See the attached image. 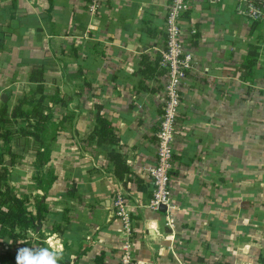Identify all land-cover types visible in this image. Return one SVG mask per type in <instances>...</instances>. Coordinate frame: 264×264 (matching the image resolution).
<instances>
[{"label":"crops","instance_id":"1","mask_svg":"<svg viewBox=\"0 0 264 264\" xmlns=\"http://www.w3.org/2000/svg\"><path fill=\"white\" fill-rule=\"evenodd\" d=\"M90 4L0 0V109L19 107L43 68L51 116L44 148L22 135L26 120L8 141L0 127L9 185L33 215L47 210L27 232L30 246L0 239V258L28 248L39 259L56 248L68 264H117L121 197L133 264H264V20L247 19L239 0L192 1L185 25L198 31L195 66L181 88L170 214L151 208L146 172L157 161L167 75L139 87L142 61L155 63L165 49L168 0H101L94 13ZM99 107L120 147L91 140ZM113 148L130 167L127 183L114 174ZM137 179L151 186L140 190Z\"/></svg>","mask_w":264,"mask_h":264},{"label":"built area","instance_id":"2","mask_svg":"<svg viewBox=\"0 0 264 264\" xmlns=\"http://www.w3.org/2000/svg\"><path fill=\"white\" fill-rule=\"evenodd\" d=\"M91 12H95L101 0H90ZM193 0H168L165 19V49L162 52V66L167 69V81L162 95L163 114L157 133V161L146 169L153 183V198L150 206L154 210L165 207L172 214L175 211L170 190L171 171L175 153L177 118L181 106V88L188 73L194 69L195 57L192 41L198 31L187 23ZM245 5L243 14L253 22L264 20V0H239ZM117 216L122 224L123 237L119 247L117 264H133L134 237L132 220L125 211L124 200L115 201ZM170 221H173L172 215Z\"/></svg>","mask_w":264,"mask_h":264},{"label":"trees","instance_id":"3","mask_svg":"<svg viewBox=\"0 0 264 264\" xmlns=\"http://www.w3.org/2000/svg\"><path fill=\"white\" fill-rule=\"evenodd\" d=\"M4 46V39L0 38V51ZM251 67L252 59L249 62ZM143 69L141 74L143 79L140 83V88L145 89V82L149 79H156L161 76L167 75V69L162 66V57L155 60V63L142 61ZM161 66V67H160ZM31 81L38 85L36 90L30 93L29 97H26L20 101L19 107L14 111H9L4 107L0 109V127L3 130L1 135L5 141L11 139V136L16 133L14 125L17 119L28 121V125L25 129H21L23 136H32L37 143L44 148L45 141L41 137L44 133L47 125L50 122V115L45 114L49 109L46 106L44 95V70L43 68L36 69L31 77ZM40 95V97H38ZM28 104L31 106V110L28 112L23 111L22 106ZM100 107L95 115L96 125L91 135V140H94L98 146L110 145L115 147L121 146V139L118 131L112 126V124L100 113ZM33 130H28V129ZM39 165L42 166L47 159L46 147L45 151H39ZM109 159L114 166L115 176L125 183L131 181L129 179L130 167L127 165L124 155L117 149H112L109 153ZM5 162L0 154V165H4ZM9 169L7 166H3L0 171V239L9 238L18 245L30 246L31 241L27 237L28 230H37L41 222L44 220L47 210L38 209L37 215H33L26 208L27 198L17 197L14 189L9 185ZM53 180V179H52ZM139 189L147 191L151 186H143L144 182L137 179ZM149 193V192H148ZM150 200L153 198V190L149 195ZM17 254L5 253L0 258L1 264H16ZM61 264H68L66 260L61 259Z\"/></svg>","mask_w":264,"mask_h":264},{"label":"clouds","instance_id":"4","mask_svg":"<svg viewBox=\"0 0 264 264\" xmlns=\"http://www.w3.org/2000/svg\"><path fill=\"white\" fill-rule=\"evenodd\" d=\"M44 255L39 259L35 258L28 248H21L16 256V264H58L61 255L56 248L45 249Z\"/></svg>","mask_w":264,"mask_h":264},{"label":"water","instance_id":"5","mask_svg":"<svg viewBox=\"0 0 264 264\" xmlns=\"http://www.w3.org/2000/svg\"><path fill=\"white\" fill-rule=\"evenodd\" d=\"M160 209H165V207L162 206Z\"/></svg>","mask_w":264,"mask_h":264}]
</instances>
